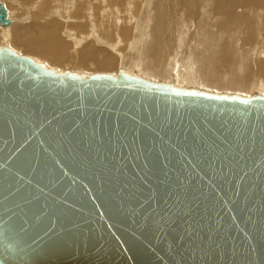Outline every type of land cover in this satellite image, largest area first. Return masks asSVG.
<instances>
[{
  "label": "water",
  "instance_id": "1",
  "mask_svg": "<svg viewBox=\"0 0 264 264\" xmlns=\"http://www.w3.org/2000/svg\"><path fill=\"white\" fill-rule=\"evenodd\" d=\"M56 237L72 241L58 264H264V94L1 44L0 264Z\"/></svg>",
  "mask_w": 264,
  "mask_h": 264
},
{
  "label": "bare ground",
  "instance_id": "2",
  "mask_svg": "<svg viewBox=\"0 0 264 264\" xmlns=\"http://www.w3.org/2000/svg\"><path fill=\"white\" fill-rule=\"evenodd\" d=\"M13 1L18 4L15 10L5 6L8 23L0 25V45L5 43L50 68L58 70L63 62L76 61L82 65L78 71L87 74L114 75L122 68L130 74L177 87L264 94V53L261 54L263 46H260L264 43V8L242 7L244 2L262 5L263 0H212L209 5L212 3L213 8L208 7V0ZM212 14L216 17L213 22ZM187 22L193 24V29H186L184 35L180 24ZM180 37L183 42L195 40L200 44L194 53V50L188 53L187 48L188 55L183 54L185 65L180 60L175 62L181 55L176 58L177 53L173 57L171 53ZM169 57L176 58L173 62L178 67L172 63L166 66L171 67L167 72L177 77L162 71V63ZM225 63L231 65L228 71L216 70L215 67ZM51 241L53 246L45 253L32 249L28 240L5 264H58L59 253L70 251L72 241L61 237Z\"/></svg>",
  "mask_w": 264,
  "mask_h": 264
},
{
  "label": "rangeland",
  "instance_id": "3",
  "mask_svg": "<svg viewBox=\"0 0 264 264\" xmlns=\"http://www.w3.org/2000/svg\"><path fill=\"white\" fill-rule=\"evenodd\" d=\"M0 1H2V2L5 4V6H8V8H9V6H11L10 9H14V10L17 8L16 5H18V4H17L15 1H13V0H10L12 3H9L8 0H0ZM211 1H212V0H208V1H207V5H208V7L211 6L210 8H213L212 3H210L211 5H209V2H211ZM263 1H264V0H263ZM14 2H15L16 4H15ZM254 4H256V3L244 2L242 7H243L244 9H247V10L252 9V8H255V9H256V8H262V7L264 8V3H263V2H262V5H261V3H260L259 5L257 4V6L254 5ZM244 5H245L246 8L244 7ZM253 5H254V6H253ZM255 6H256V7H255ZM259 6H260V7H259ZM206 7H207V6H206ZM248 7H249V8H248ZM251 7H252V8H251ZM6 8H7V7H6ZM185 8H186V7H185ZM25 9H27V8H25ZM179 11H181V9H180ZM182 11L185 12V9H182ZM208 13H211V12H208ZM211 16H212L211 18H213V19H211V22H213L214 20H216V19H215V18H216V17H215V14H212ZM97 23H98V26H99L100 22L97 21ZM192 23H193V22H192ZM9 24H10V23H9ZM186 24H188V25H186ZM182 25H183V26H182ZM182 25L180 24V26H181V32H182V30H183V31H184V35H185V32H186L187 30L189 31L190 29H193V24H191V22H190V23L187 22V23L182 24ZM207 27H209V26L207 25ZM184 29H185V30H184ZM186 29H187V30H186ZM262 31H264V27H262ZM262 31H261V32H262ZM263 36H264V32H263ZM183 40H184V39H183L182 37H180L179 42H177V46H176V48L173 49V51L171 52V53H173L172 57H173L174 54H176V53H177V54L175 55L176 58H177L178 56H180V55H181V56L178 57L177 60H176V58H170V57H169L168 61L163 62V63H162V66H163V67H162V68H163L162 71H163V73H165V74H167V75H168V74L170 75V72H167V71H168V69L170 70L171 67H168V68H167L166 66H171L172 63H174V62H173L174 60H176L175 62H177V63L179 62L178 60H180V62L183 63V65H185V61H186L185 59H186V58H185V56H183L184 53L187 54V52L190 53V51L192 52L193 50H194L193 53L196 52V51H198L197 48L199 49V47H200L199 42L197 43V41H195V40H193V42H192L191 40L188 41V42H187V40H185V41L183 42ZM190 42H191V43H190ZM68 43H70V42H68ZM187 43H188V44H187ZM103 44H104V43H103ZM190 44H191V45H190ZM197 45H198V46H197ZM69 46H70V45H69ZM97 46H98V45H97ZM100 46H104V45H100ZM192 46H194L196 49H195L194 47H192ZM260 46H263V47H262V51H263V52L261 53V54H263V53H264V43H260ZM185 47H186V49H185ZM191 47H192V48H191ZM187 48H188V51H187ZM176 49H177L178 51H177ZM174 50H175V51H174ZM183 51H184V52H183ZM186 51H187V52H186ZM178 52H182V53L179 54ZM70 53H71V55H74V49H72L71 46H70ZM187 55H188V54H187ZM181 57H184V58L182 59ZM180 58H181V59H180ZM262 58H263V57H262ZM72 60H74V59H72ZM36 61L39 62V59H36ZM171 61H172V62H171ZM40 62H41V60H40ZM70 62H71V63H70ZM74 62H76V61H73V62H72V61H65V62H63L64 65L61 64L62 67H60V69L58 68V70H63V69L65 68V69H69V70H71L72 72H75V73H79V74H81V72L83 73V71H78V69L81 68L80 66H82V65H81V64L77 65V64L74 63ZM166 62H167V63H166ZM42 63H44V62H42ZM72 63H73V68H75V69L71 68V67H72ZM177 63H174V66L177 65L176 67H178V64H177ZM44 64H45V63H44ZM75 64H76L77 66H76ZM45 65H47V64H45ZM164 65H165V66H164ZM223 65H224V66H223ZM228 65L231 66L230 64L225 63V64H219V67H215V68H216V70H218V68H219L220 70H222V69L224 70L225 68H227V70H226V69H225V70L228 71ZM47 67H49V66L47 65ZM54 69L57 70L56 68H54ZM165 69H167V70H165ZM73 70H74V71H73ZM173 71H174V70H173ZM84 74H87V73H84ZM172 74H174V73L172 72ZM172 74H171V75H172ZM169 75H168V76H169ZM171 75H170V76H171ZM174 75H175V74H174ZM253 75H258V74L254 73ZM175 76H176V75H175ZM177 76H178V75H177ZM177 76H176V77H177ZM176 77H175V78H176ZM259 78H260V75H259ZM259 78H258V79H259ZM258 79H257V80H258ZM171 80H172V78H171Z\"/></svg>",
  "mask_w": 264,
  "mask_h": 264
}]
</instances>
